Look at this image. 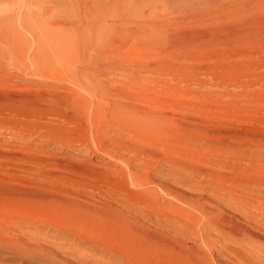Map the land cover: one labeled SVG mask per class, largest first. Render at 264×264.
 <instances>
[{"label": "rangeland", "instance_id": "rangeland-1", "mask_svg": "<svg viewBox=\"0 0 264 264\" xmlns=\"http://www.w3.org/2000/svg\"><path fill=\"white\" fill-rule=\"evenodd\" d=\"M94 2L0 0V264H264V0Z\"/></svg>", "mask_w": 264, "mask_h": 264}, {"label": "bare ground", "instance_id": "bare-ground-1", "mask_svg": "<svg viewBox=\"0 0 264 264\" xmlns=\"http://www.w3.org/2000/svg\"><path fill=\"white\" fill-rule=\"evenodd\" d=\"M163 1V0H162ZM87 2V1H86ZM97 2V1H96ZM83 3H85V2H83ZM95 3V2H94ZM96 4V7L94 6V4H92V8L91 7H86V4H83V11H81L82 12V16H81V22L79 23V25H76V26H79V27H83V29L84 28H86L87 26H89L90 24H91V26H92V23H95V22H97V20H96V18H95V15H96V9H97V11L99 10V9H101V6L99 5V0H98V3H95ZM117 4V0H110V4H109V6H115ZM76 9H78V11H79V7H77ZM77 11V12H78ZM98 19V18H97ZM100 19V18H99ZM99 21V20H98ZM97 24V23H96ZM95 24V25H96ZM63 25H64V23H63ZM71 26H73V23H71L70 24ZM109 25L111 26V27H113V28H115L116 26H114V24H113V22H111V24H106V23H104V22H101L100 21V23L99 24H97V26H100V27H109ZM96 28V27H95ZM94 28V29H95ZM110 28V27H109ZM87 29V28H86ZM106 30V29H105ZM104 32V31H103ZM100 33V32H99ZM102 33V32H101ZM98 34V33H97ZM98 36V35H97ZM100 36V35H99ZM45 65V64H44ZM50 65V64H49ZM41 66V68H42V65H40ZM56 66V65H55ZM58 70V69H57ZM62 70V69H61ZM66 70V69H65ZM41 71V70H40ZM49 72V71H48ZM81 87V86H80ZM81 88H83V87H81ZM86 88V87H85ZM88 89V88H87ZM86 89V90H87ZM92 89L91 88H89V90H87L88 92H90ZM78 94V93H77ZM76 94V97H75V99H77V97H78V95ZM95 95V94H94ZM72 100H73V97L71 98ZM79 99H80V96H79ZM71 100V101H72ZM82 101H83V103H84V100H85V98L84 99H81ZM69 101V100H68ZM74 101V100H73ZM93 101V100H92ZM86 100H85V103H84V105H86ZM75 103V102H74ZM79 105V104H78ZM91 108V107H90ZM97 108H98V106H97ZM96 108V109H97ZM89 111V110H88ZM140 119V118H139ZM136 124V123H135ZM138 125V124H137ZM143 125V124H142ZM143 127V126H142ZM163 202V201H162ZM246 202V201H245ZM163 205V204H162ZM252 209V208H251ZM207 211V210H206ZM193 215V214H192ZM254 221V220H253ZM217 222V221H216ZM131 224V223H130ZM146 228H148V227H146ZM241 229V228H240ZM237 230H239V229H237ZM245 229H243L242 231H244ZM252 230H253V228H252ZM144 231V230H143ZM240 231V230H239ZM251 231V230H250ZM254 231V230H253ZM142 232V231H141ZM232 232V231H231ZM236 232V231H235ZM245 232V231H244ZM147 234V233H146ZM153 234V233H152ZM262 234V233H261ZM260 234V235H261ZM153 236H154V234H153ZM237 236V235H236ZM257 236V235H256ZM148 237H150V236H148ZM158 237V236H157ZM250 237V236H249ZM151 239V238H150ZM207 241H208V239H206ZM156 241H159V240H156ZM163 243H162V245H163V247H165V246H168V244L171 242H169L168 243V240L167 239H162L161 240ZM178 241H180V240H178ZM182 241V240H181ZM180 241V242H181ZM189 241H191V240H189ZM155 242V241H154ZM173 242V241H172ZM171 242V243H172ZM175 242V241H174ZM180 242H178V243H180ZM157 243H160V242H157ZM182 243V242H181ZM181 243H180V245H181ZM186 243V242H185ZM188 243V242H187ZM195 243V242H194ZM207 243V242H206ZM205 243V244H206ZM143 242H142V245H141V249H142V246H143ZM184 244V243H183ZM199 244V243H198ZM185 245V246H184ZM183 246L184 247H186L185 249V254L187 253V254H192L191 255V257H193V256H195L196 258H207V253L205 252V251H203V249H200V248H198V247H196V246H193L192 244H184ZM207 245H209V244H207ZM206 245V246H207ZM178 245L175 243H172V247L175 249V247H177ZM199 246V245H198ZM165 248H167V247H165ZM180 248V247H179ZM183 248V247H182ZM209 249H210V247H209ZM157 250H158V248H157ZM176 250V249H175ZM184 250V249H183ZM142 251V250H141ZM153 251V250H152ZM163 251H164V249H163ZM167 251H169V250H167ZM174 251V250H173ZM212 252V251H211ZM220 252V251H219ZM150 253V252H149ZM219 254V253H218ZM245 254V253H244ZM161 255V254H160ZM164 255V254H163ZM237 255V254H236ZM241 255V254H240ZM239 254H238V256H240ZM187 256H189V255H187ZM235 256V255H234ZM154 257V256H153ZM161 257H163V256H161ZM165 258H166V255L164 256ZM164 257H163V259H164ZM190 258V257H189ZM196 258H195V260H196ZM200 258V259H201ZM209 258H211V257H209L208 256V260H205V261H210V259ZM238 258V257H237ZM236 257L234 258V259H237ZM240 258H244V260H245V263L246 264H257L256 262H254V259L252 260L251 258H250V256H241ZM258 258V257H257ZM263 258V257H262ZM170 259V258H169ZM190 259H192V258H190ZM260 259V258H259ZM178 260V259H177ZM185 260V259H184ZM193 260V259H192ZM191 260V261H192ZM199 260V259H198ZM238 260H240L239 258H238ZM151 261V260H150ZM169 261V260H168ZM180 261V260H179ZM194 261V260H193ZM202 261V260H201ZM222 261V260H221ZM259 261V260H258ZM174 262V261H173ZM198 262H200V261H198ZM210 262H212V261H210ZM210 262H208L209 264H210ZM170 263V262H169ZM172 263V262H171ZM213 263V262H212ZM211 263V264H212ZM122 264H134V263H131V262H125V263H122ZM159 264V263H158ZM183 264V263H182ZM194 264H195V262H194ZM224 264H226V263H224ZM229 264V263H228Z\"/></svg>", "mask_w": 264, "mask_h": 264}]
</instances>
